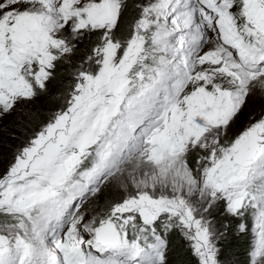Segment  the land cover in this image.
<instances>
[{"label":"snow or ice","instance_id":"snow-or-ice-1","mask_svg":"<svg viewBox=\"0 0 264 264\" xmlns=\"http://www.w3.org/2000/svg\"><path fill=\"white\" fill-rule=\"evenodd\" d=\"M0 264H264V0H0Z\"/></svg>","mask_w":264,"mask_h":264},{"label":"trees","instance_id":"trees-1","mask_svg":"<svg viewBox=\"0 0 264 264\" xmlns=\"http://www.w3.org/2000/svg\"><path fill=\"white\" fill-rule=\"evenodd\" d=\"M243 239L244 238H242V239H236V240L233 241V245H234V247L236 249L237 256L239 258H241V259H242L243 247L245 245V239L244 240Z\"/></svg>","mask_w":264,"mask_h":264},{"label":"rangeland","instance_id":"rangeland-1","mask_svg":"<svg viewBox=\"0 0 264 264\" xmlns=\"http://www.w3.org/2000/svg\"><path fill=\"white\" fill-rule=\"evenodd\" d=\"M243 237L239 238V239H242ZM244 240V239H243Z\"/></svg>","mask_w":264,"mask_h":264}]
</instances>
